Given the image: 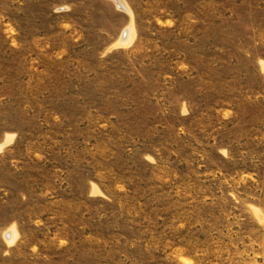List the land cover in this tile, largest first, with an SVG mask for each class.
<instances>
[{
	"label": "rangeland",
	"instance_id": "374dc122",
	"mask_svg": "<svg viewBox=\"0 0 264 264\" xmlns=\"http://www.w3.org/2000/svg\"><path fill=\"white\" fill-rule=\"evenodd\" d=\"M124 3L0 0V264H264V0Z\"/></svg>",
	"mask_w": 264,
	"mask_h": 264
},
{
	"label": "bare ground",
	"instance_id": "6f19581e",
	"mask_svg": "<svg viewBox=\"0 0 264 264\" xmlns=\"http://www.w3.org/2000/svg\"><path fill=\"white\" fill-rule=\"evenodd\" d=\"M117 3L119 4H125L124 3V0H115ZM126 8V7H125ZM133 35V30H132V27L131 25L128 26L125 31H124V35H122V37L120 38V42L121 44H125V43H128L130 40H132V36ZM16 235V234H14ZM15 236H12V238H14Z\"/></svg>",
	"mask_w": 264,
	"mask_h": 264
},
{
	"label": "water",
	"instance_id": "95a60500",
	"mask_svg": "<svg viewBox=\"0 0 264 264\" xmlns=\"http://www.w3.org/2000/svg\"><path fill=\"white\" fill-rule=\"evenodd\" d=\"M117 7L123 9V7H122L121 5H117ZM123 35H124V33H123ZM5 236H6V237H9V236H10V231H6V232H5Z\"/></svg>",
	"mask_w": 264,
	"mask_h": 264
}]
</instances>
